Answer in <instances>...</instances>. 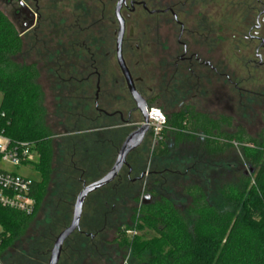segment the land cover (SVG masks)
<instances>
[{
  "label": "trees",
  "instance_id": "obj_1",
  "mask_svg": "<svg viewBox=\"0 0 264 264\" xmlns=\"http://www.w3.org/2000/svg\"><path fill=\"white\" fill-rule=\"evenodd\" d=\"M89 2L80 0V12H62L58 33L52 34H59L61 42L55 48L46 49L51 58L67 55L88 60L87 67L69 72L71 78L62 80L68 87L72 86L62 104L80 111L76 119L80 125L77 132L68 133L60 140H54L47 123L48 113L36 64L15 60L23 50L24 38L12 21L0 12V109L6 114L3 127L12 141L29 144L35 153L34 165L40 173V180L35 182L37 209L41 196L48 193L52 183L56 195L49 220L43 225L49 230L48 235L39 236L27 250L3 259L4 264H48L56 233L70 225L78 194L111 169L124 140L134 130L132 124L142 122L140 115L139 120L136 118L133 106L126 113L110 111L123 112L125 117L134 112L129 123L115 117L103 118L96 109V116L92 114L89 96L93 91L91 50L96 44L103 53V45L108 42L114 53L116 26L114 12H90ZM103 17L112 26L110 31H105ZM54 25L50 24L48 32ZM147 31L151 32L150 38L146 31L138 34L140 49L135 45L134 56H131L134 65H128L132 77L142 78L145 83L148 80L139 69L142 65L139 59L144 58L153 67L151 91L148 84L142 86L141 83L136 84V89L145 98L148 108L155 107L157 100L165 99L164 105L158 108L167 118V127L162 133L164 140L152 150L145 146L148 139L153 144L149 133L144 144L131 154L129 166L119 177L88 197L80 228L64 244L59 264H84L91 257L110 260L114 252L122 254L124 259L128 251V264H264V140L257 145L246 142L242 146V158H237L239 165L247 163L256 168L254 176L241 173L233 183L217 187L222 178L218 174L213 178L211 189L203 184H179L182 191L176 195L167 186L170 176L175 174L172 169L177 166L166 164L170 155L165 144L168 137L174 138L175 147L201 137L202 155L211 160L221 157L231 144L244 142L222 130L227 118L198 112L190 105L175 111L166 108L178 106L171 101V96L166 97L164 93L163 98L157 93L158 75L155 73L160 72V68L156 63L155 34L152 27ZM82 33H86V38L81 40ZM48 34L50 36L51 32ZM103 60L101 58L98 64L101 73ZM136 60H139L137 65ZM78 74L82 77L73 76ZM114 78L112 81L117 82V88L125 86L122 79ZM70 82L79 84L80 87L75 88L79 94L75 91L74 94L75 86ZM105 84L100 104L107 97ZM83 122L88 125L84 126ZM103 122L110 123L103 125ZM147 168L149 176L145 179ZM144 196L151 198L147 205L143 204ZM185 199L187 205L179 203ZM31 217L0 207V228L5 234L0 257L5 247L20 238ZM129 232L135 235L130 236ZM110 233L115 237L108 240L106 236Z\"/></svg>",
  "mask_w": 264,
  "mask_h": 264
},
{
  "label": "flooded vegetation",
  "instance_id": "obj_2",
  "mask_svg": "<svg viewBox=\"0 0 264 264\" xmlns=\"http://www.w3.org/2000/svg\"><path fill=\"white\" fill-rule=\"evenodd\" d=\"M118 1L89 2L90 12H114L113 24L116 26L114 53L108 42L103 45V53L96 44L91 50L90 77L95 80L94 107L97 113L103 118L115 117L129 123L134 112L125 117L123 112L112 113L99 103L102 85L106 83L107 90L117 88V82L114 84L112 81L115 79L114 74L108 71V65L113 61L117 63L119 22L115 12ZM0 4L4 7L0 12H11L12 23L24 38V44L33 47L46 45L48 33L51 32V36H54V32L58 33L60 16L50 15L49 18L47 12H80V0H0ZM120 12L126 24L122 55L129 71L126 55L131 53L134 56V50L132 47L128 49L127 40L134 36V27L126 35L127 25L138 14L143 25L153 28L156 63L160 68L156 78L159 96L163 97L164 93L166 97L171 96V101L177 103L178 108L193 105L189 102L197 97L202 100L206 97L211 99L207 100L206 109L211 108L209 105L215 100L222 110H229L230 100H233L227 91L228 87H232L235 93L246 100V104L240 101L245 109L252 111V103H257L259 99L264 104V87L259 92L252 90L253 81L264 80V0H124ZM102 20L105 31H110L112 26L106 23L104 17ZM50 24H55V30L52 28L48 32ZM93 28L95 31L96 24ZM165 29L167 34L164 33ZM56 36L59 37V34ZM136 48L140 49L137 45ZM101 58L105 61L103 73L98 68ZM134 81L135 86L146 84L142 78ZM215 84L216 89H213ZM147 88L151 91L149 86ZM106 96L108 99L112 95L106 93ZM162 101L164 103L165 99ZM105 104L111 106L109 102ZM260 124L264 128L263 120H260ZM132 126H138V123ZM144 200L145 196L142 197Z\"/></svg>",
  "mask_w": 264,
  "mask_h": 264
},
{
  "label": "rangeland",
  "instance_id": "obj_3",
  "mask_svg": "<svg viewBox=\"0 0 264 264\" xmlns=\"http://www.w3.org/2000/svg\"><path fill=\"white\" fill-rule=\"evenodd\" d=\"M3 5L0 4V9H3ZM4 10V9H3ZM9 20L13 21L11 12H2ZM59 13V14H58ZM71 13V12H70ZM101 12H98L97 14H100ZM62 12H47V16L50 15H59L61 16ZM50 18V17H49ZM57 18V17H56ZM145 24V23H144ZM131 27H134V36L132 38H129L130 40H127V46H129L128 49L133 48L135 53V45L138 44V34H142L145 31L148 33V38L151 36V32L149 33L147 29L148 26L143 25V22L138 14H135L133 17V20L129 22L127 25V33L126 35H129L131 32ZM165 34H167V30L164 31ZM46 45L42 46H35L33 47L31 44H25L23 47V50L19 56L16 57V61L19 63L24 64H36L38 68V83L40 84L43 92H44V106L48 113L47 123L50 127V129L53 132L54 140H60V137L70 133L73 134L78 129V126L80 124L76 123L77 114L80 112L79 110H73L70 109V107L63 106V98L68 96V94L72 90V86L68 87V85L64 84L62 81L64 78H71V74L69 72H72L73 70L78 71L81 67H87L88 66V60L87 59H78V58H68L67 55H62L59 58H51L49 57L46 49L48 48H55L61 42L59 40L58 36H46ZM86 38V33H82L81 40ZM129 51V50H128ZM149 52V51H148ZM83 54V53H82ZM129 54V53H128ZM86 56L85 54H83ZM131 53L129 55H126V60L130 65H134L131 60ZM142 65H140L139 69L142 71L141 73H144L146 76V79L148 80L146 84L148 86L154 85V82L152 81L153 78V67L148 65L147 60L144 58L139 59ZM147 62V63H146ZM153 62V61H151ZM74 64V65H73ZM147 64V65H146ZM108 71L114 74L117 78H120L124 80L121 71L116 63L114 61L113 63L108 65ZM65 73V74H64ZM80 73V72H79ZM63 74V75H62ZM158 75V71L155 73ZM75 78H80L82 76L73 75ZM85 76V75H84ZM125 82V81H124ZM71 85H74L73 92L75 91L77 94L80 92L79 90H76L75 88H79L80 86H77L79 84H76V82H70ZM157 83L155 84V86ZM264 87V80L258 81L255 80L252 82V90L255 92H259ZM158 89V86H156ZM91 91L89 93L90 100L92 102L91 104V111L94 116L95 114V108H94V98H95V80L91 81ZM213 89H216V84L213 86ZM70 90V91H69ZM69 92V93H67ZM74 92V94H75ZM111 93V98L104 99L103 103H101V107L105 108L107 110H122L125 113L127 112L129 107H135V104L132 101V98L129 94V91L127 89V86L122 85L121 88H116L114 90H107L106 92ZM73 94V95H74ZM227 94L229 95L230 100L229 110H222L220 106L217 105V101L214 100L213 104L209 105L211 108L205 107L207 100L211 99H205L203 100L200 97H197L194 100H190V104H193L196 108V111L202 112V113H208L209 115L214 117L223 116L224 118L228 119V122L223 124L222 130L231 136H234L236 139L243 141L244 143H238L235 142L234 144H231L228 146L227 150L221 157L211 160L204 155H202L200 144L202 142V138H198L196 141H185L181 143L178 147H175L174 144V138L168 137L167 141L165 142L166 146L169 148V158L166 161V164L168 166H171L173 164H176V168H173L172 170L175 172V174L171 175L170 179L168 180L167 186L169 188H172V190L175 192L176 195H179L182 191L181 188H179L180 185H189V184H203L205 187L211 189L212 187V181L214 177H217L218 174L222 176L220 181L218 182L217 187H221L223 184L233 183L235 180H237L238 174L244 173L247 176H254V172L252 170L256 171L255 167L249 166L247 163L243 165H239L237 163V158H242V146L246 142H252V144L257 145L260 144L261 140H264V128H261L260 120L264 121V107L262 101H259L257 103H252V111L245 109L241 106V102L243 104H246V100L242 97H240L237 93L233 91L232 87H228ZM152 95V94H151ZM215 97L209 96V98ZM120 98H123L121 100ZM208 98V97H207ZM1 95H0V104H1ZM127 101L125 106H122L123 102ZM109 102L110 105H106L105 103ZM240 102V103H239ZM164 103L162 100H157V102L154 103V106L157 108H160L163 106ZM191 105V106H193ZM255 105V106H253ZM170 111L178 110V107L171 108L166 107ZM165 113L164 111H162ZM168 113V112H167ZM140 114L137 112L135 114L136 118L138 119ZM141 116V115H140ZM222 117V118H223ZM139 120V119H138ZM84 126L88 125L86 122H83ZM110 122H103L102 124H107ZM121 123V122H120ZM139 127L134 126V128ZM133 128V129H134ZM224 141H226L225 137L223 138ZM227 142V141H226ZM229 145V144H228ZM145 146L150 147L152 150L157 147L153 146L150 139H148L145 142ZM34 160V159H33ZM149 168H147V171L144 174L145 179L149 176ZM20 172L23 174H26L27 176L31 177L32 179L38 181L40 180V173L37 171L35 165L28 167V168H22L20 169ZM221 173V174H220ZM226 181V182H224ZM48 193H45L44 196H41L38 209L36 210L34 216L30 218V221L25 225L24 232L21 234L20 238H18L16 241L12 243V245L5 247L4 252L2 256L0 257V264H4L3 259L11 258L12 255L16 252H21L24 250H27L30 246V244L39 236L46 237V234L49 232L47 228H43V225L46 221L49 220L48 216L51 211V206L53 204V201L56 200V195L54 194V183L49 187ZM187 200H182L179 203H183L184 205H187ZM73 212V211H72ZM53 232V231H52ZM61 231L56 233V237L58 234H60ZM130 236H132V232L128 233ZM48 235V234H47ZM115 237L114 233L107 234L106 239H113ZM54 245V244H52ZM53 248V246H52ZM50 258V257H49ZM130 261V252H126V256L123 259L122 254L120 253H113L112 259L109 260V258H99V257H91L87 261H85L84 264H128Z\"/></svg>",
  "mask_w": 264,
  "mask_h": 264
},
{
  "label": "built area",
  "instance_id": "obj_4",
  "mask_svg": "<svg viewBox=\"0 0 264 264\" xmlns=\"http://www.w3.org/2000/svg\"><path fill=\"white\" fill-rule=\"evenodd\" d=\"M148 119L153 146H156L164 140L162 133L167 127V118L160 109L151 107L148 108ZM5 121L6 114L0 109V207L33 216L37 210L36 180L21 173L20 169L34 166L36 156L29 144L14 142L6 135ZM143 123L142 120L139 126ZM4 239L5 234L0 228V245Z\"/></svg>",
  "mask_w": 264,
  "mask_h": 264
},
{
  "label": "water",
  "instance_id": "obj_5",
  "mask_svg": "<svg viewBox=\"0 0 264 264\" xmlns=\"http://www.w3.org/2000/svg\"><path fill=\"white\" fill-rule=\"evenodd\" d=\"M123 1L124 0L118 1V5L115 12L119 22V30L116 43L117 63L121 70V73L124 76L129 94L136 105L134 111L138 112L141 115L144 123L141 126L134 128V130L126 137L111 169L98 181L85 186L78 194L74 204L73 215L70 225L65 228L62 232H60V234L57 236L53 248L51 250L48 264H59L64 244L80 228L85 204L88 197L93 193L101 190L102 188L110 185L119 177L121 172L129 166L128 160L131 154L137 151L144 144L150 133V129L148 126V104L146 100L142 97V95L137 91L135 81L122 55V44L126 31L125 20L122 18L120 12V8ZM150 199V196H145L143 204H149Z\"/></svg>",
  "mask_w": 264,
  "mask_h": 264
}]
</instances>
